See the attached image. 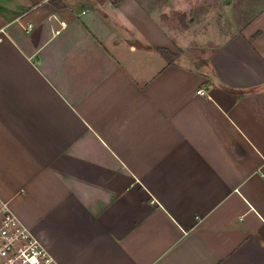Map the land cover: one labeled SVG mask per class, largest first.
I'll list each match as a JSON object with an SVG mask.
<instances>
[{"label":"crops","instance_id":"obj_1","mask_svg":"<svg viewBox=\"0 0 264 264\" xmlns=\"http://www.w3.org/2000/svg\"><path fill=\"white\" fill-rule=\"evenodd\" d=\"M186 45L144 0H0V203L56 264H264V9Z\"/></svg>","mask_w":264,"mask_h":264},{"label":"rangeland","instance_id":"obj_2","mask_svg":"<svg viewBox=\"0 0 264 264\" xmlns=\"http://www.w3.org/2000/svg\"><path fill=\"white\" fill-rule=\"evenodd\" d=\"M159 6L155 9L154 2ZM227 1V3H226ZM169 31L187 42L196 64L264 9V0H144Z\"/></svg>","mask_w":264,"mask_h":264},{"label":"built area","instance_id":"obj_3","mask_svg":"<svg viewBox=\"0 0 264 264\" xmlns=\"http://www.w3.org/2000/svg\"><path fill=\"white\" fill-rule=\"evenodd\" d=\"M197 94L204 96L205 92ZM0 264H56L5 203H0Z\"/></svg>","mask_w":264,"mask_h":264},{"label":"trees","instance_id":"obj_4","mask_svg":"<svg viewBox=\"0 0 264 264\" xmlns=\"http://www.w3.org/2000/svg\"><path fill=\"white\" fill-rule=\"evenodd\" d=\"M159 52L162 53V55L165 57V59L170 63L172 60H169L168 57H167V51L166 50H159ZM169 55V54H168ZM233 95H235L236 93L234 92H231ZM243 92H240V93H237V94H242Z\"/></svg>","mask_w":264,"mask_h":264},{"label":"water","instance_id":"obj_5","mask_svg":"<svg viewBox=\"0 0 264 264\" xmlns=\"http://www.w3.org/2000/svg\"><path fill=\"white\" fill-rule=\"evenodd\" d=\"M226 3H227V1H226Z\"/></svg>","mask_w":264,"mask_h":264}]
</instances>
